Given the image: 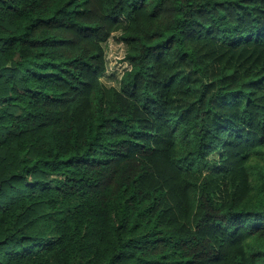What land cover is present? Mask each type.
<instances>
[{"label": "trees", "instance_id": "obj_1", "mask_svg": "<svg viewBox=\"0 0 264 264\" xmlns=\"http://www.w3.org/2000/svg\"><path fill=\"white\" fill-rule=\"evenodd\" d=\"M0 264H264V0H0Z\"/></svg>", "mask_w": 264, "mask_h": 264}, {"label": "rangeland", "instance_id": "obj_2", "mask_svg": "<svg viewBox=\"0 0 264 264\" xmlns=\"http://www.w3.org/2000/svg\"><path fill=\"white\" fill-rule=\"evenodd\" d=\"M125 26L126 22L122 20L118 30L111 35L104 46L107 65L106 73L101 77V82L107 87L117 88L122 74L129 69V65L125 63V59H121L126 54L127 48L122 47L119 40V36Z\"/></svg>", "mask_w": 264, "mask_h": 264}, {"label": "built area", "instance_id": "obj_3", "mask_svg": "<svg viewBox=\"0 0 264 264\" xmlns=\"http://www.w3.org/2000/svg\"><path fill=\"white\" fill-rule=\"evenodd\" d=\"M120 44H121V46L122 47H124L125 48V45H124V43L123 42H120ZM126 55V54H125ZM125 55H123L122 57H121V59H124L125 58ZM125 63L127 64V62L125 61ZM128 65V64H127Z\"/></svg>", "mask_w": 264, "mask_h": 264}]
</instances>
